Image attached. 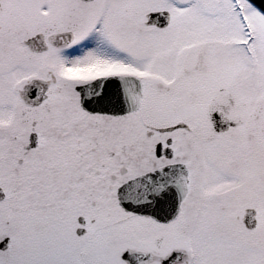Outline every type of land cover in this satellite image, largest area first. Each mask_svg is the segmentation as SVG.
I'll list each match as a JSON object with an SVG mask.
<instances>
[{"label": "snow or ice", "instance_id": "6c2138e0", "mask_svg": "<svg viewBox=\"0 0 264 264\" xmlns=\"http://www.w3.org/2000/svg\"><path fill=\"white\" fill-rule=\"evenodd\" d=\"M0 264H264V0H0Z\"/></svg>", "mask_w": 264, "mask_h": 264}]
</instances>
